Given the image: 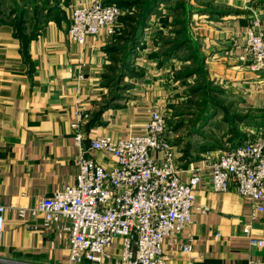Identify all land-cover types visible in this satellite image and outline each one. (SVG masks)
<instances>
[{
    "label": "crops",
    "instance_id": "1",
    "mask_svg": "<svg viewBox=\"0 0 264 264\" xmlns=\"http://www.w3.org/2000/svg\"><path fill=\"white\" fill-rule=\"evenodd\" d=\"M240 1L233 10L217 15L197 10V25L204 31L199 59L207 49L212 51L214 60L203 59L209 73L225 75L243 100L232 123H225L220 142L201 146L198 156L179 162L183 167L203 165L206 152L220 153L243 143L249 130L264 124V78L245 67L236 47L253 14L264 22V6L244 12L249 0ZM71 2L0 0V205L6 208L0 264H68L65 221L46 225L33 209L44 197L76 183L82 150L91 140L142 135L149 109L164 110L174 101V88L196 79L181 76L195 59L191 48H174L183 37L172 16L169 20L163 16L173 9L165 12L163 7L177 2L187 7L189 0L159 1L148 21L150 38L146 40L144 31L127 51V69L115 61L119 54L112 51L123 43L116 36L124 28L121 19L113 37L76 44L68 36ZM115 67L124 76L129 100L102 109L113 93L115 83L107 77H113ZM78 113L88 118L80 121ZM79 134L84 137L82 146L77 144ZM174 143L180 144L177 138ZM182 145L191 150L188 140ZM87 156L105 160L99 153ZM208 180L206 175L197 192L192 223L166 247L168 264H264V247L252 246L244 233L250 225L252 235L264 240V213L253 220L250 201L235 190L216 193ZM202 208L209 211L203 213ZM183 244H190L192 251H183Z\"/></svg>",
    "mask_w": 264,
    "mask_h": 264
},
{
    "label": "built area",
    "instance_id": "2",
    "mask_svg": "<svg viewBox=\"0 0 264 264\" xmlns=\"http://www.w3.org/2000/svg\"><path fill=\"white\" fill-rule=\"evenodd\" d=\"M121 1L72 0L69 39L85 45L89 39L113 37L126 13ZM150 32L145 29L146 40ZM236 45L245 67L264 78V22L258 15H252ZM148 114L142 135L91 140L82 150L76 183L44 197L33 209L43 215L46 225L65 221L68 264H168L166 247L192 223L206 175L214 192L235 190L250 201L253 220L264 213V124L249 130L243 143L206 157L203 165L183 167L169 116L156 107ZM77 115L80 121L88 118ZM83 139L82 134L77 136L78 146ZM91 153L102 154L105 160L87 156ZM5 212L0 205V241ZM244 233L252 246L264 247L250 225ZM182 250L190 253L192 247L183 244Z\"/></svg>",
    "mask_w": 264,
    "mask_h": 264
},
{
    "label": "rangeland",
    "instance_id": "3",
    "mask_svg": "<svg viewBox=\"0 0 264 264\" xmlns=\"http://www.w3.org/2000/svg\"><path fill=\"white\" fill-rule=\"evenodd\" d=\"M240 2V0H189L187 7L186 4L185 7H181L182 5L177 4L178 2L168 7H163L165 12L169 10V7L173 8L171 14L164 13L166 14L163 15L164 18L169 20L172 16L175 30L182 32L180 35L183 39H189L186 47L192 49L191 55L195 59L193 60V65H191V70H200V68L203 70L202 73L198 72L200 74L196 75V79H191V83H184V87L174 88L173 94H175V97L173 103L167 104L163 108L165 114L169 116L171 127L178 143L181 144L186 139L191 144V150L187 149V145L185 147L182 145V148H180V144H178L181 154L180 162L198 156V150L204 144L211 146L214 142H220L219 138L223 136L222 133L227 128L225 123H232V116L237 115V110L243 100L240 89H237L232 82L227 80L225 75L215 76V73H209V66L203 59L204 57L206 59L210 58V60L213 59L214 53L212 51L207 49V55L202 53L203 59H199L198 56L203 52L204 31L200 30L197 25L199 10H207L217 15L219 11L233 10L234 6ZM167 4H170L169 1ZM261 6H264V0H249L247 4L248 11L246 9L242 10L240 7L237 10L252 13V11H256ZM128 15L138 16L135 13ZM183 39H179V41ZM122 59L123 55H119L117 59L118 63H120L119 65L123 62ZM115 69L116 72L113 74V82L115 84L111 85L113 93L109 97L114 96L117 98L114 103L116 105H126L129 100L126 92L127 86L125 81H119V68L115 67ZM206 153L209 156H214L219 151Z\"/></svg>",
    "mask_w": 264,
    "mask_h": 264
},
{
    "label": "trees",
    "instance_id": "4",
    "mask_svg": "<svg viewBox=\"0 0 264 264\" xmlns=\"http://www.w3.org/2000/svg\"><path fill=\"white\" fill-rule=\"evenodd\" d=\"M160 0H122L119 5L123 7L126 10V13L120 18L124 28L123 30L118 33L116 36L119 38V42L123 41L122 44L117 45L115 48H113L112 51L118 53L119 55H123V62H121V68L123 67L127 69L128 66V50H131L133 46L136 44L137 39L140 37L141 34L145 31V28L148 26V21L151 19L153 12L157 8ZM135 13L138 15L137 17L129 16L128 14ZM17 25H20L19 23ZM182 32H179L181 34ZM189 40V39H188ZM188 40L183 39L182 41H178L174 44V48L179 49L181 47L186 46V44L189 42ZM128 51V52H127ZM118 58H115V61L118 62ZM203 72V70L200 68V70H191L187 69L185 72L181 73L182 77H190L193 75H198ZM112 72H114V69H112ZM120 75V74H119ZM124 76H119V81L122 80ZM109 81H113L114 77L111 75L107 77ZM116 97H111L104 106H102V109H106L109 106H112L116 102Z\"/></svg>",
    "mask_w": 264,
    "mask_h": 264
}]
</instances>
